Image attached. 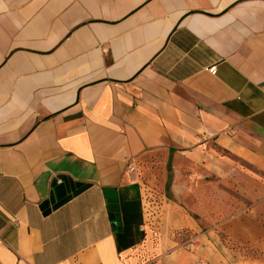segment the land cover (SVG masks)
Segmentation results:
<instances>
[{"label": "crops", "instance_id": "1", "mask_svg": "<svg viewBox=\"0 0 264 264\" xmlns=\"http://www.w3.org/2000/svg\"><path fill=\"white\" fill-rule=\"evenodd\" d=\"M0 264H264V0H0Z\"/></svg>", "mask_w": 264, "mask_h": 264}, {"label": "built area", "instance_id": "2", "mask_svg": "<svg viewBox=\"0 0 264 264\" xmlns=\"http://www.w3.org/2000/svg\"><path fill=\"white\" fill-rule=\"evenodd\" d=\"M216 69H217L216 66H212V67L209 68V72L212 73V74H215V73H216ZM134 170H135L134 167H132V168L130 169V171H134ZM148 201H149L148 198H146V202H147V204L149 203ZM151 201H152V203L154 202L153 198H152ZM189 245L192 246V245H194V243H193V242H190Z\"/></svg>", "mask_w": 264, "mask_h": 264}, {"label": "rangeland", "instance_id": "3", "mask_svg": "<svg viewBox=\"0 0 264 264\" xmlns=\"http://www.w3.org/2000/svg\"><path fill=\"white\" fill-rule=\"evenodd\" d=\"M155 160L157 161V164H156V165H157L158 167H160L161 164H159V162H158L159 159H155ZM147 198H148V200H149V201H148V202H149V203H148V205H149V210H151V208L153 207V203H152V201H151L152 198H151L150 196H148V195H147Z\"/></svg>", "mask_w": 264, "mask_h": 264}]
</instances>
